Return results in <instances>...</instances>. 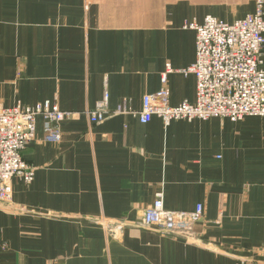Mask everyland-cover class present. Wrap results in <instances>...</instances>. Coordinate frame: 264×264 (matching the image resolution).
Here are the masks:
<instances>
[{
	"label": "crops",
	"instance_id": "0c3cea01",
	"mask_svg": "<svg viewBox=\"0 0 264 264\" xmlns=\"http://www.w3.org/2000/svg\"><path fill=\"white\" fill-rule=\"evenodd\" d=\"M256 3L0 0V106L50 100L72 113L59 141L37 118L22 152L35 178L15 177L0 205V264H264V116L88 114L105 95L112 111H139L165 84L171 105L195 103L196 76L185 71L196 30L185 25L209 15L232 23ZM159 192L169 210L204 206L192 235L142 224Z\"/></svg>",
	"mask_w": 264,
	"mask_h": 264
},
{
	"label": "built area",
	"instance_id": "2783aa9c",
	"mask_svg": "<svg viewBox=\"0 0 264 264\" xmlns=\"http://www.w3.org/2000/svg\"><path fill=\"white\" fill-rule=\"evenodd\" d=\"M185 27L196 30V60L185 71L196 76V102L185 100L171 105V90L166 84L156 93L145 95L139 111L127 105L112 111L105 95L97 108L88 112L92 122L116 114H134L142 123L155 115L165 123L210 118L238 122L247 116H264V0H257L254 13L232 23L209 15L203 23L191 22ZM71 115L50 100L36 105L0 106V205L12 201L15 177L28 184L35 178L37 167L27 162L22 152L35 138L37 118L45 120L46 139L59 141V123ZM204 211L202 204L189 212L169 210L163 192H159L154 202L144 208L142 224L175 236L192 235Z\"/></svg>",
	"mask_w": 264,
	"mask_h": 264
}]
</instances>
